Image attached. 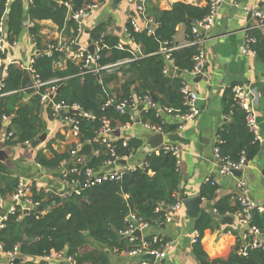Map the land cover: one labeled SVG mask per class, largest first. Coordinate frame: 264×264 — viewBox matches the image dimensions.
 <instances>
[{
    "label": "trees",
    "instance_id": "obj_1",
    "mask_svg": "<svg viewBox=\"0 0 264 264\" xmlns=\"http://www.w3.org/2000/svg\"><path fill=\"white\" fill-rule=\"evenodd\" d=\"M65 2L72 4L73 11L89 5L85 0H29L27 3L22 0H0V22L5 21L4 40L9 45L17 41L23 28L27 27L36 49L33 54V70L42 82L49 85H52L53 80H58L56 84L60 91L54 96L55 103L77 105L81 110L80 115L73 117L78 121V138L82 144L96 136L103 119L108 120L114 129L134 124L135 118H132L135 116L136 106L133 105L146 95L155 97L160 108L171 109L174 115L187 112L181 93L183 79L181 76L169 77L164 73L166 57L177 70L190 73L199 46H181L169 53H164L161 47L166 45L168 49L175 45L174 36L180 25L186 28V41L195 42L192 28L206 16L207 6L196 7L178 2L169 10L157 11L154 22L158 25L152 35L147 34V29L135 31L128 21L125 40L107 34L105 23L97 25L89 32V39L91 43L102 41L98 64L106 66L123 60L130 62L119 65L114 72H100L96 75L82 73L79 65L70 60H65V65L61 68L59 64L65 59L64 53L54 52L47 56L40 49L38 22L51 21L59 30L66 24L77 29V23L67 18ZM23 21L28 22V25L26 23L23 27ZM202 37L200 36L201 39ZM251 37L255 40L251 50L258 59L264 60V31L255 30L251 32ZM118 44H121L120 49L117 48ZM136 49L141 53L140 57L136 56ZM0 60L4 61L5 55L0 54ZM21 78L22 70L10 64L5 68V77L0 85V134L3 131L5 135L12 133L5 141L8 146H30L45 132L46 123L55 119L51 106L40 103L39 93L24 99L26 95L21 91ZM113 96L115 101H127L128 107L124 113L118 114L114 106H106ZM229 96L224 106L225 121L216 135L219 155L236 162L243 154L246 160L252 161L261 152L260 142L254 140L247 128L246 113L234 101L231 89ZM139 116L141 123L157 125L163 133H169L180 125L178 122H168V117L162 114L157 115L155 109H144ZM3 117L9 118L6 127ZM124 139L120 137L115 144L118 155L141 154V138L126 139V146L123 147ZM53 141L54 139H49L44 143V147L50 152L49 156L41 151L36 153L35 163L39 164L42 172V168L55 172L63 162L70 161V150L73 147L69 151L57 152L52 147ZM93 148L100 149V146L94 144ZM83 159L85 168L94 171L97 169L99 174L109 157L102 153L97 157L89 155ZM145 160L144 169L126 171L120 181L102 182L65 200L34 191L33 200L43 202L38 211H18L8 217L4 229L0 231L3 251L9 253L17 248L24 258L19 264H40L43 257L51 252H63L65 248L66 255L73 258L76 264H113L109 255L124 254L139 245V241L130 242L128 238L121 236L128 228L125 218L129 214L142 218L154 227L165 221L164 208L168 209L177 203V158L161 151L158 154L149 153ZM80 180L83 183L84 177ZM16 188L17 177L8 173L3 163H0V194L5 197L12 195ZM217 189L218 187L205 182L201 186V197L206 201H215L214 209L221 217L237 213L240 210L238 200L233 205L228 196L216 200ZM158 208L160 210L156 211ZM251 216L250 226L256 227L264 235V213L253 210ZM212 228L210 215L202 211L194 220L197 236L192 246V254L198 264H264V249L251 250L246 256H242L238 253L241 244H237L227 257L209 260L201 240L204 232ZM85 232L89 234L86 236ZM145 241L148 242L149 238ZM166 241L167 239H163L152 245V248H159ZM95 243L104 246L109 252L105 253Z\"/></svg>",
    "mask_w": 264,
    "mask_h": 264
},
{
    "label": "crops",
    "instance_id": "obj_2",
    "mask_svg": "<svg viewBox=\"0 0 264 264\" xmlns=\"http://www.w3.org/2000/svg\"><path fill=\"white\" fill-rule=\"evenodd\" d=\"M85 1L89 4H97V8L87 11L76 30L67 24L59 30L51 21L37 23L40 27V49L42 52L50 43H64L67 50L70 49L71 43L75 42L79 49H87L91 44L89 32L101 23L106 24L107 34L118 36L121 39L128 21L133 20L139 28H145L149 26L146 23L147 20H155L157 11L169 10L174 3L180 2L196 7L207 5L206 0H145L144 17H141L126 0H123L120 9L116 11L108 9L111 0ZM260 7L259 0H222L214 25L205 34L201 44L205 59L201 78L198 79L199 76L192 77L188 73L180 75L183 82H186L198 94L197 107L200 114L191 122L180 123L175 130L164 133L163 136V144L176 146L180 150L178 156L179 185L176 199L177 202H181V207L171 214L170 222L151 226L147 230V234H156L172 242V251L160 264H198L192 254V246L197 236L194 230V219L188 216L182 200L185 197H201V186L205 183L206 178L215 175L216 135L225 121L224 106L226 99L230 97V89L233 86L241 85L250 93L258 132L264 139V60H260L252 54L243 55L239 49L244 40V29L254 24L253 18L247 14L246 10L253 11ZM67 18L69 19V17ZM26 23L28 25V22ZM185 29L184 25L177 28V33L174 36L175 45H183L187 40ZM4 46L6 52L2 64L5 65V68L10 64L16 67L22 66L21 70L27 68L34 52H36L27 27L23 28L17 41L12 45L5 42ZM64 65L65 59L59 64V67L62 68ZM27 97L28 95L24 96V99ZM138 106L139 104L136 105L134 117L140 119L139 114L142 110L139 111ZM54 121L58 125L57 131L64 135L72 146L76 139L68 131H64L67 129L63 128V124L58 119L55 118ZM167 121L172 120L168 117ZM47 126L49 132H52L51 139H53L54 128H50L51 125ZM144 133L147 132L141 126L140 121V123L134 122L128 128L121 129L120 137L125 139L141 138ZM4 137L5 132L3 131L0 134V150H4L9 157L12 152L11 146L5 145ZM59 139L54 140L52 147L57 152H64V145H61L64 138L60 136ZM143 146H145L144 141ZM44 152L49 151L45 148ZM34 155V151L28 152V161L19 163L14 161L9 164L10 159L7 158L0 163H3L6 171L12 176H25L28 179H34L40 173L34 160L31 162V159L35 158ZM240 178L247 184L250 200L255 205L264 207V151L261 150L256 158L249 161ZM238 180V177L232 175L219 178L216 200L228 196L233 205L239 195ZM214 204L215 201H206L202 198L200 206V211L209 214L213 223V228L206 230L201 240L203 250L209 260L227 257L237 244L244 243L243 236L248 230V227L242 224L235 214L219 216L214 212ZM169 208L165 210L166 213H171ZM109 258L113 264L131 262L125 257V254H111ZM22 259L24 260V258ZM9 260V255L0 253V263L5 264Z\"/></svg>",
    "mask_w": 264,
    "mask_h": 264
},
{
    "label": "built area",
    "instance_id": "obj_3",
    "mask_svg": "<svg viewBox=\"0 0 264 264\" xmlns=\"http://www.w3.org/2000/svg\"><path fill=\"white\" fill-rule=\"evenodd\" d=\"M9 2L10 0H6ZM130 5L133 6L134 11L137 15L144 17V1L145 0H126ZM222 0H206L207 3V14L206 16L199 22L195 23L192 28V35L195 36L196 41L193 43H189L185 41L183 45H174L173 47L166 48L164 45V49L162 51L164 53H169L173 49H176L181 46H186L190 44H197L199 46L198 53L194 56V66L190 73H188L192 77H197L202 75L203 67L205 63L204 59V52L202 49V41L205 34L212 28L214 25L217 12ZM261 7L259 9H255L253 11L246 10L247 14L251 16L254 20V24L244 29V40L242 45L240 46V53L243 55H255L254 52L251 50V45L255 42L254 38L251 37V32L253 31H264V0H259ZM65 7L67 8V15L68 17L73 20L77 25H80L82 19L86 16L87 11L97 8V4H89L85 7L73 11L72 4L69 2L64 3ZM133 29L135 31H141L143 29H147V34L152 35L154 33L155 27H157V23L151 20H147L146 23L149 26L145 28H139L135 21H130ZM204 32V35L202 34ZM124 34L126 35V29H124ZM200 36H203L202 39ZM5 21L2 20L0 22V54L5 55ZM101 40L95 41L91 43L94 47L93 53H89L87 49L81 50L78 48V45L74 42L71 43L70 49L66 50V44L64 43H50L47 45L46 50L44 53L47 56H51L54 52H62L65 54V60H70L76 62L82 73H92L99 75L100 72L111 73L116 70V68L125 63H129L130 60H123L118 61L114 64L100 66L98 64L99 59V52L101 50ZM117 48H121V44L117 45ZM34 62V58H32L29 62L27 68L30 74L31 79L33 81L34 91L36 94L39 93L40 96V103L42 105L49 104L51 106V111L53 117L59 120L61 124H63V128H66L67 131L72 134L73 138L76 139L72 145V149L70 150L71 158H70V165L66 169L64 166L67 165L69 162H63L61 164L60 169L62 170L60 176L54 177L53 174H43L39 164H35L36 168L40 170L39 175L34 179H28L25 176L17 177V188L12 195L3 196L0 194V231L4 229L5 222L7 221L9 216H13L17 214L18 211L29 213L32 211H38L40 207L41 201L33 200V193H43L45 195H54L59 199L65 200L73 195H79L81 190L101 184L102 182L106 181H120L126 171H133L136 169H144L146 166L145 157L149 153H156L163 151L165 153H171L175 156L178 160V156L180 155V150L178 147L169 145V144H162L156 149L146 150L144 146H142L143 153H130L126 156H120L116 153V142L120 138V136L115 135V131L121 129H114L110 126L109 121L103 119L101 123V127L96 133V136L89 142L85 144L91 145V151L89 155L92 156H99L102 153L105 154L109 159L104 162V167L102 171L97 174L98 172L85 168L84 159L79 155V151L85 144H82L79 141L78 133V121L73 117L74 115H80L81 110L77 105H66L64 102L55 103L54 96L57 94V90L59 89L58 85L56 84L58 80H53L51 82L52 85L48 83L42 82L40 77L36 74V72L32 68V64ZM172 62L168 60L166 57V64ZM0 65H2V60H0ZM22 68V66H19ZM5 70V69H4ZM4 75L2 74V78L5 77V72L3 71ZM164 73L167 74V66L164 69ZM46 85H49L46 87ZM45 87V89H44ZM44 89V91H42ZM42 91V92H41ZM181 93L184 96V105L187 108V112L183 115L180 114H173L171 109L167 108H160L155 100L152 98V95H146L143 98H140L136 101L133 105L135 107L137 104L142 105V110L144 109H155L157 111V115L162 114L165 117H169L172 121H177L178 123H186L193 121L199 114L200 110L197 107L198 101V94L194 91L186 82L182 83ZM231 93L233 96L234 101L236 104L244 110L246 113V125L249 131L253 134L254 140L261 142L262 137L259 135L258 126L256 123L254 110L252 108L251 97L248 90L241 85H235L231 88ZM2 96V95H0ZM106 106H114L115 111L118 114H122L127 110L128 103L126 100L123 101H115L114 96L107 101ZM64 111L63 115L59 113ZM73 111H78V114H73ZM84 116H88V114H84ZM133 117L132 119H134ZM3 122L9 124V118L3 117ZM135 122V119H134ZM143 129L150 134H162L164 133L162 129L157 125H149L146 123H141ZM129 126H125L124 128H128ZM122 128V129H124ZM12 133L5 135L4 142L11 137ZM218 137L216 136V145L218 143ZM97 144L100 146V149H94L93 145ZM215 145L214 148V162H215V175L208 176L205 182H209L211 186L218 187L219 178H222L226 175H231L232 170H240L243 171L246 169L249 161L246 160L245 156L242 154L238 161L234 162L229 158L222 157L219 155V151L217 146ZM122 146H126V139L123 140ZM88 155V156H89ZM120 162H124L125 165H122ZM114 166V168L108 169L110 166ZM76 178H72V177ZM84 177V182L82 183L80 178ZM46 178L47 182L42 183L41 179ZM237 188L239 190V195L237 200L240 204V210L235 213V216L238 220L248 227L246 234L243 236V244L239 248L238 253L242 256H246L249 251L255 249H264V235L260 232L256 227L250 226L251 221V214L253 210H257L258 212L264 213V207L255 205L249 198V192L247 189V184L243 179H239L237 182ZM181 207V202L175 203L172 207L169 208V212L165 213V221H171V214L178 210ZM48 209V208H47ZM46 209V210H47ZM45 210V211H46ZM158 208L156 211H159ZM214 212H216L214 210ZM40 212V214H43ZM20 216H18V220ZM125 222L128 224V228L124 233H122V237H126L129 239L130 242L139 241V245L134 250L128 251L125 254V257L131 260L130 263L134 264H160V261L164 260L168 253L172 251L173 245L172 242L167 240L163 242L159 248H152V245L156 243H160L163 241V238L156 234H147V230L150 229V225L145 222L142 218L136 217L134 215L129 214L125 218ZM139 231L141 234L140 239L134 236V233ZM149 238V241L146 242L145 239ZM0 253L7 254L10 256V260L5 264H14L13 260L16 258L22 257L17 248L14 249L13 252L5 253L3 251L2 244H0ZM146 255H153L154 260H146L142 257ZM42 261H45L49 264H76L75 260L66 255L63 252H51L49 255L42 258ZM2 264V263H0Z\"/></svg>",
    "mask_w": 264,
    "mask_h": 264
},
{
    "label": "water",
    "instance_id": "obj_4",
    "mask_svg": "<svg viewBox=\"0 0 264 264\" xmlns=\"http://www.w3.org/2000/svg\"><path fill=\"white\" fill-rule=\"evenodd\" d=\"M29 0H23V2H28ZM123 0H111V3L108 7V9L110 11H116V10H119L120 9V6L122 4ZM23 27L26 26V22L23 21ZM202 34L204 35V32H202ZM121 38L123 40L127 39V37L125 36V34H122L121 35ZM162 49H164V45H162L161 47ZM93 50H94V47L92 44H89L88 48H87V51L89 53H93ZM44 53V52H42ZM136 56L137 57H140L141 56V53L136 50L135 52ZM167 66V75L169 77H174V76H180L182 74L181 71L177 70L173 64L171 63H167L166 64ZM5 69V65L2 64L0 65V82H2L3 78H2V74H3V71ZM198 79L201 78L200 76L197 77ZM20 87H21V91L23 93H25L26 95L28 96H31L35 93L34 91V86H33V81L31 79V74L29 72L28 69H23L22 70V78H21V83H20ZM60 91V88L57 90V93ZM154 100L155 97H152ZM142 105H139L138 106V110H142ZM73 114H78V111H73L72 112ZM60 115H63L64 114V111H61L59 113ZM135 123H140V119L139 117H136L135 118ZM8 125V123H5L4 124V127H6ZM46 133H42L35 141H33L31 144H30V147L31 148H35L37 147L40 143H42L45 139H46ZM115 135L118 137L120 136V131L119 130H116L115 131ZM141 139L144 141L145 143V148L146 149H149V150H152V149H156L158 148L159 146H161L163 144V135L162 134H150V133H144L142 136H141ZM26 147V146H24ZM91 145L89 144H85L82 149L79 151V155L81 156H88L90 154V151H91ZM260 148L262 151H264V139H262V141L260 142ZM140 153L142 154L143 153V149L140 150ZM8 158V155L7 153L4 151V150H0V162H3L5 161L6 159ZM122 165H125L124 162H120ZM71 163L69 162L67 165H65L64 167L67 169L68 166L70 165ZM110 168H114V166H110L108 169ZM96 172H98V170L96 169L95 170ZM231 175L234 176V177H238L240 179L241 175H242V171L240 170H232L231 171ZM41 182L42 183H46L47 182V179L46 178H42L41 179ZM238 194H239V191H238ZM201 203H202V198L200 196H196V197H185L183 200H182V204L183 206L186 208L187 210V214L190 218L192 219H196L200 216V206H201ZM166 210V208H164ZM89 233L88 232H85L84 235H88ZM134 236H136L137 238L140 239L141 237V234L139 231H136L134 233ZM95 245L101 249V250H104L105 253H108L109 251L107 249H105L104 246L98 244V243H95ZM67 252V248L64 249V253ZM143 259H146V260H150V261H153L154 260V256L153 255H146L144 257H142ZM23 261L22 258H16L13 260V263L14 264H19ZM163 262V261H160V263ZM40 264H49L45 261H40Z\"/></svg>",
    "mask_w": 264,
    "mask_h": 264
},
{
    "label": "rangeland",
    "instance_id": "obj_5",
    "mask_svg": "<svg viewBox=\"0 0 264 264\" xmlns=\"http://www.w3.org/2000/svg\"><path fill=\"white\" fill-rule=\"evenodd\" d=\"M47 125H51V127L50 128H54V140L55 139H57V140H60L59 138H60V136L62 137V138H64L63 140H62V142H61V145L63 144L64 146V148H63V151L65 152V151H69V149H70V146H71V144L69 143V142H67V140L65 139V136L64 135H61L58 131H57V123L54 121V120H51L49 123L47 122L46 123V127H47V129H46V131H45V133L47 134L46 135V139L42 142V143H40L37 147H35V148H31L30 146H27V147H23V146H19V147H17V148H15L14 146H11L10 147V150L12 151L11 152V154H10V156L8 157L10 160L8 161V163L9 164H11L12 162L14 163V161H17V163H19V162H21V161H28V157H27V154H28V152H32V151H34V153H35V155H34V157L36 156V153L39 151H41L44 155H46V156H49L48 155V153L49 152H44L45 151V148L46 147H44V143L47 141V140H49V139H51V133L49 132V129H48V126ZM53 126V127H52ZM57 131V132H56ZM64 131L65 132H67V130H65L64 129ZM54 142V141H53ZM13 147V148H12ZM21 147V148H20ZM57 150L58 151H60V149L59 148H57ZM34 160V162H36L35 161V158L34 159H31V162ZM42 170H43V174H52V173H50V172H54V171H49V170H46V169H43L42 168ZM15 172H17V170H15ZM46 172H49V173H46ZM61 172H62V170L61 169H59V170H55V172L53 173V176L54 177H58V176H60V174H61Z\"/></svg>",
    "mask_w": 264,
    "mask_h": 264
}]
</instances>
